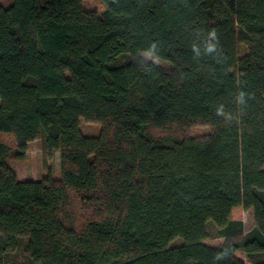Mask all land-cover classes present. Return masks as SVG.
I'll return each instance as SVG.
<instances>
[{
    "label": "trees",
    "instance_id": "trees-1",
    "mask_svg": "<svg viewBox=\"0 0 264 264\" xmlns=\"http://www.w3.org/2000/svg\"><path fill=\"white\" fill-rule=\"evenodd\" d=\"M84 1L0 2V264H264V0Z\"/></svg>",
    "mask_w": 264,
    "mask_h": 264
},
{
    "label": "rangeland",
    "instance_id": "rangeland-1",
    "mask_svg": "<svg viewBox=\"0 0 264 264\" xmlns=\"http://www.w3.org/2000/svg\"><path fill=\"white\" fill-rule=\"evenodd\" d=\"M0 2H5V0H0ZM84 7L87 11H102L104 9V4L102 0H85ZM154 60L153 58H150ZM163 65L167 66L166 63ZM80 128L85 136H97L99 133V126L97 124H90L80 119ZM205 128H193L192 134L197 135L205 132ZM0 144L7 148L14 149L15 144L13 137L9 134L0 133ZM7 165L16 174L19 181L27 180H38L47 171V168L51 170L54 177L59 176L60 173V154L58 152L53 153L48 156V154L42 149L40 141H35L29 144L27 151V158L24 161H12L7 160ZM234 217L241 220L244 225L245 232L251 231L255 226V217L251 209L244 210L238 209ZM208 239L205 241L208 245H216L222 240L218 238V229L213 223L207 224ZM180 240H175L172 244H180Z\"/></svg>",
    "mask_w": 264,
    "mask_h": 264
}]
</instances>
